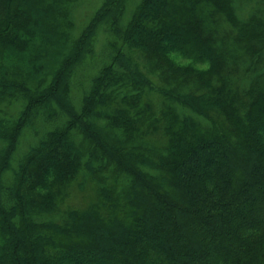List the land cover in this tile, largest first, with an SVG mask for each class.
<instances>
[{
  "label": "trees",
  "instance_id": "obj_1",
  "mask_svg": "<svg viewBox=\"0 0 264 264\" xmlns=\"http://www.w3.org/2000/svg\"><path fill=\"white\" fill-rule=\"evenodd\" d=\"M69 1L59 19L0 0V264H264V21L237 0H102L75 35ZM74 185L88 201L63 208Z\"/></svg>",
  "mask_w": 264,
  "mask_h": 264
},
{
  "label": "rangeland",
  "instance_id": "obj_2",
  "mask_svg": "<svg viewBox=\"0 0 264 264\" xmlns=\"http://www.w3.org/2000/svg\"><path fill=\"white\" fill-rule=\"evenodd\" d=\"M60 0H52L51 5H53V8H56L54 11V17L59 19L63 18V15L61 16L59 8L63 11V4H59ZM102 0H70V16L71 21L73 22L74 27L71 28V31L74 30V34L77 35L82 26L85 24V22L89 19V17L93 14L95 9L99 6ZM137 0H128L127 1V8H126V15L129 16L130 13L133 10L134 4L133 2H136ZM237 2L240 4V9H237V15L242 16L243 21H247V16L249 13H251L249 16H257L258 18L262 19L264 21V2H259L257 0H237ZM247 17V18H246ZM70 21V22H71ZM214 23V22H212ZM232 24L227 22L225 19H221L218 24V29L215 31L216 37L218 41H222L221 44L223 47V53L226 55V53H229L230 59H229V68L235 67L236 70L233 71V76L238 78L240 80L243 79L246 74H244V64L249 62L248 56L246 52L242 51V45L240 43V40H235L236 35L238 34L237 28H234ZM256 28V27H254ZM240 32V31H239ZM98 40H97V48L103 45L104 39L101 33L98 34ZM240 38V37H239ZM135 59L137 60L140 68L147 72L148 76L151 78L153 84L155 86L161 85L163 86L165 84V80L163 77L166 78V74L168 71H163L162 68L155 72L152 71V68L146 63L144 57L140 55L138 52H132ZM172 60L176 64L180 65H187L192 64L193 68L200 69L201 71H207L209 69V66L206 63H195L191 59L182 57L176 53H173L171 55ZM235 58H236V64H235ZM162 74H161V72ZM161 75H160V74ZM195 72H192L194 74ZM165 75V76H164ZM237 79V80H238ZM155 89V88H154ZM150 98L155 101L156 103L160 102V96L158 93H150ZM165 141V140H164ZM86 191L91 192L90 188L86 186ZM85 190L80 191L77 186H73L71 189V192L67 198V201L64 202L63 208L67 206H82L88 201V192H84Z\"/></svg>",
  "mask_w": 264,
  "mask_h": 264
}]
</instances>
